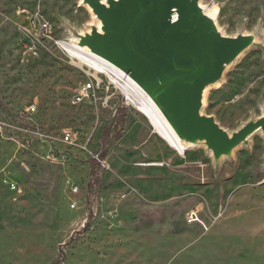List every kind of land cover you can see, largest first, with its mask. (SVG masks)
Masks as SVG:
<instances>
[{
    "label": "rangeland",
    "instance_id": "rangeland-1",
    "mask_svg": "<svg viewBox=\"0 0 264 264\" xmlns=\"http://www.w3.org/2000/svg\"><path fill=\"white\" fill-rule=\"evenodd\" d=\"M201 3L251 43L198 115L229 139L251 131L181 153L105 75L97 100L73 104L95 72L61 43L100 34L88 3L0 0V264H264V0Z\"/></svg>",
    "mask_w": 264,
    "mask_h": 264
},
{
    "label": "water",
    "instance_id": "water-1",
    "mask_svg": "<svg viewBox=\"0 0 264 264\" xmlns=\"http://www.w3.org/2000/svg\"><path fill=\"white\" fill-rule=\"evenodd\" d=\"M103 22L106 36L83 39L81 46L118 66L157 103L183 140L210 136L230 149L246 138L247 127L229 139L213 119L198 115L203 91L251 43L248 37H222L191 5L193 0H120L107 8L84 0ZM181 11L171 24L173 11ZM108 148L101 155L102 160Z\"/></svg>",
    "mask_w": 264,
    "mask_h": 264
},
{
    "label": "bare ground",
    "instance_id": "bare-ground-1",
    "mask_svg": "<svg viewBox=\"0 0 264 264\" xmlns=\"http://www.w3.org/2000/svg\"><path fill=\"white\" fill-rule=\"evenodd\" d=\"M107 8H111V3H120V0H97ZM202 0H193L191 5L199 9L203 17L218 30L217 26V10L208 9L202 5ZM181 11H173L171 17V24L175 25L179 21ZM103 22L100 20V34L106 36L103 31ZM222 37H224L222 35ZM69 45L61 43L63 49L74 60L79 61L80 66H87L95 73V77L100 79L99 74L108 77L111 83H113L121 92L124 93L125 99H127L136 109L144 114L153 124L156 132L164 139L173 149L184 152L186 145L184 140L179 136L176 130L173 128L168 118L163 111L153 100V98L128 74L121 70L118 66L99 56L98 54L88 50V48L81 47L77 43ZM227 61L220 64L219 70L225 68Z\"/></svg>",
    "mask_w": 264,
    "mask_h": 264
},
{
    "label": "built area",
    "instance_id": "built-area-1",
    "mask_svg": "<svg viewBox=\"0 0 264 264\" xmlns=\"http://www.w3.org/2000/svg\"><path fill=\"white\" fill-rule=\"evenodd\" d=\"M43 31V29H42ZM45 32V31H44ZM107 77V76H106ZM108 78V77H107ZM103 80L98 77L92 76L88 82L82 84L80 87L77 88L74 97H73V104L74 105H79L84 102H91L93 100H97V92L99 90H102L103 87ZM108 101V99H107ZM65 141L67 143L74 141L73 139V134L69 133L65 137ZM11 187L16 189V185L11 184ZM187 221L189 223H201L202 221L200 220L199 214L197 211L191 210L187 213ZM206 228V226H204Z\"/></svg>",
    "mask_w": 264,
    "mask_h": 264
},
{
    "label": "trees",
    "instance_id": "trees-1",
    "mask_svg": "<svg viewBox=\"0 0 264 264\" xmlns=\"http://www.w3.org/2000/svg\"><path fill=\"white\" fill-rule=\"evenodd\" d=\"M121 112H122V110L119 111V114H120ZM96 164H98V161H96V163L94 164V166H95Z\"/></svg>",
    "mask_w": 264,
    "mask_h": 264
}]
</instances>
